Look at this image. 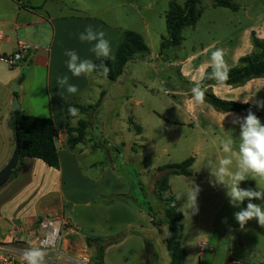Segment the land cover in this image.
<instances>
[{"label":"crops","instance_id":"obj_1","mask_svg":"<svg viewBox=\"0 0 264 264\" xmlns=\"http://www.w3.org/2000/svg\"><path fill=\"white\" fill-rule=\"evenodd\" d=\"M53 1L57 0H0V56L14 54L20 44L34 48L17 67L10 68L0 62V171L9 163L16 148V139L9 127L14 112L52 118L61 136V142L57 144L58 168L39 159L26 158L15 176L0 189V226L6 233L13 226L36 225L43 217H65L74 227L69 231L70 236L86 248V237L108 239L132 231L120 243L107 248L103 264H147L149 257L144 234L153 230L146 209L138 203L106 205L99 200L116 194H140L137 185L141 183L136 184L133 169L143 164L137 156L140 150L146 149L142 141L147 139L138 135L133 140H125L123 127L118 126L121 117L116 102L123 99L127 105L134 104L138 114L148 112L144 98L132 95L130 91L124 94L118 91V86L135 87L143 85V81L129 76V65L115 82L98 73L72 77L66 66L68 57L64 55L65 50H75L81 58L96 60L89 51L91 45L79 40V34L89 25L105 32L113 54L127 30L108 23L100 15L88 14L85 7L71 8L60 0L61 8L53 13L50 7ZM254 32L264 39V17L219 41L197 42L191 47L184 41L179 49L164 55L152 53L141 34L150 49L151 60L156 61L155 69L164 65L173 70L168 72L167 78L157 76L156 79L165 92L173 96L161 117L163 123L200 130L203 135L220 127L239 128L232 124L233 115L230 114L245 115L218 112L206 102L197 104L172 74L180 75L190 84L201 81L208 69L211 51L217 48L223 49L226 64L229 70L233 69L241 57L253 52L251 39ZM135 62L138 64L142 60ZM62 75H68L70 82L78 87L76 94L58 88L57 78ZM92 85L97 86V94H92ZM16 87H19L18 91H15ZM152 87H147V93ZM212 91L223 100L247 101V104L264 110L258 106L264 102V79L251 80L238 88L216 85ZM16 99L19 111L12 110ZM99 101L100 107L93 112L82 114L78 111L72 116L65 110L68 103L88 107ZM102 107H109L106 115L101 114ZM80 120L88 122L87 140L70 148L66 124L69 122L75 128ZM127 130L131 132V128ZM198 144L197 139L194 145ZM99 152L104 156H95Z\"/></svg>","mask_w":264,"mask_h":264},{"label":"rangeland","instance_id":"obj_2","mask_svg":"<svg viewBox=\"0 0 264 264\" xmlns=\"http://www.w3.org/2000/svg\"><path fill=\"white\" fill-rule=\"evenodd\" d=\"M60 1L71 8L85 7L88 14L100 15L110 24L142 34L154 54L160 52L162 38L167 35L166 14L169 10L170 0ZM175 1L182 7L186 2V0ZM233 2L239 7L237 11L214 8L212 0H202L199 6L202 15L197 26L185 28L183 31L185 45L191 47L197 42L204 44L219 41L264 17V0H233ZM60 5L59 0L51 2L50 7L53 13L59 11ZM64 7L62 6V8ZM139 60L142 62L128 64L129 76L137 77L143 81V85L118 86V91L123 94L130 91L132 95L144 98L148 112L138 114L137 107L134 104L127 105L123 99L116 102V107L120 110L121 119H119L118 126L123 127L125 140L127 141L129 138L133 140L138 135L140 138L147 139V141H142L146 149L140 150L137 156L143 164L139 168L133 169L137 176L136 184L141 183L140 186L137 185L139 190L142 188L140 195L145 196L152 203L155 216L159 221H163L164 209L154 193V182L161 175L157 169L193 158L191 177L173 176L169 179L170 192L175 197L177 194L186 192L193 182L201 188L198 196V213L191 215L186 206L182 208L186 198H181L177 205V208L185 215L182 246L187 255L184 264H228L230 260L231 264H264V227H260L253 219L245 225L244 229L238 227L232 235L227 236L225 229L234 219V212L239 209L230 205L226 189L223 186L213 187L209 182L211 176L208 162L210 160L218 161L226 155H231L235 162V154L223 153L220 146L221 142L229 137L238 141L239 128L220 127L203 135L200 130L194 131L187 127L162 123L161 117L168 109L167 102L173 96L166 93L161 82L156 79L157 76L167 78L168 72L172 73L173 70L164 65L156 70L153 65L156 64V61L151 60L150 53ZM172 75L181 85L177 79L179 75ZM148 86H153L149 93L146 90ZM92 88V94L98 91L96 85H92ZM108 108L102 107L101 114L106 115ZM137 117H140V120ZM259 118L264 122V115ZM128 127L131 128L129 133ZM197 139L199 144L196 146L194 142ZM95 156L103 157L104 154L99 152ZM257 184L259 188H264V179L250 176L240 186L255 189ZM255 203L264 206V201L255 200ZM152 230L153 232L145 231L144 234L148 241L150 264H169V256L164 242L165 235L153 228ZM163 231H167L166 226H163ZM67 233H70L69 229ZM67 239L72 245L73 252L85 250L93 257L95 251L91 252L82 243L75 242L70 235L67 236ZM202 242L206 243V251L201 255L198 246ZM152 249L158 253V260L151 255ZM92 264L94 263L92 262Z\"/></svg>","mask_w":264,"mask_h":264},{"label":"trees","instance_id":"obj_3","mask_svg":"<svg viewBox=\"0 0 264 264\" xmlns=\"http://www.w3.org/2000/svg\"><path fill=\"white\" fill-rule=\"evenodd\" d=\"M202 0H186L184 6H180L175 0L169 1V10L166 14L167 35L162 38L160 45V55H164L170 51L179 49L183 42V31L185 28H195L201 19L202 12L199 6ZM214 8H226L234 11L238 10V5L233 0H212ZM253 52L250 55L241 57L237 66L229 72V79L226 86L238 88L244 86L247 82L254 79H264V39H260L255 33H252ZM150 53V49L146 44L143 36L135 31L127 30L124 39L119 45L117 51L113 54L115 59L94 60L95 63H105L109 69L107 79L111 82L117 81L125 72L128 64L133 63L140 58L146 57ZM207 71H211L210 68ZM177 78V77H176ZM178 81L191 95L190 90L194 84L185 81L180 75ZM205 89V101L216 111L222 113L237 112L243 115L247 114L251 109L258 117L264 115L263 109H258L247 103H238L234 101H226L216 96L212 87L217 84L214 81L202 79ZM101 101L95 105L88 107L68 103L65 105L66 113L69 114V108L75 107L82 114L95 111L100 107ZM69 121V117H68ZM9 127L14 133L16 142L20 147V163L14 175L20 170L24 159H39L52 168L59 167V150L56 139L59 131L52 118H41L30 115H24L20 112H14L9 120ZM65 133L67 143L70 148H75L84 143L88 137V122L80 120L78 126L73 128L69 122L66 124ZM194 159L190 158L179 164H170L157 169L161 175L154 182V193L158 201L164 209V220L159 221L155 216L152 203L145 197L138 195L116 194L109 197H101L99 200L103 204L112 205L117 202L127 204H139L144 207L151 218V226L154 230L160 231L165 235L164 242L169 256V264H184L186 260V251L182 246V238L185 231L184 219L185 215L177 208L178 201L170 192L169 179L173 176H192V166ZM140 186V185H139ZM142 188H140L141 190ZM168 196L165 198L164 193ZM255 203V200L252 201ZM173 203L176 207H173ZM245 201L242 207H246ZM163 226L167 227V231H163ZM239 227L235 219L230 221L225 229L227 236L232 235ZM130 232L104 239L101 237H86L85 242L88 248L94 249L95 253L92 257L94 264H103L104 255L110 246L120 243ZM170 233V234H169ZM146 244L148 247V241ZM151 255L158 260V253L152 249ZM149 255L150 252L148 251ZM151 262L147 261V264Z\"/></svg>","mask_w":264,"mask_h":264},{"label":"clouds","instance_id":"obj_4","mask_svg":"<svg viewBox=\"0 0 264 264\" xmlns=\"http://www.w3.org/2000/svg\"><path fill=\"white\" fill-rule=\"evenodd\" d=\"M79 40L91 45L89 51L94 54L97 60L115 59L110 42L106 39L103 30L95 29L89 25L84 32L79 34ZM64 55L68 57L66 66L72 77H87L93 73L107 78L110 72L109 67L101 62L95 63L92 59L81 58L75 50H65ZM207 68L211 71L204 72L203 79L214 81L217 85H225L229 79V68L224 59L223 49L217 48L211 51L210 60ZM57 86L64 89L68 94H76L78 87L70 82L68 75H62L57 78ZM191 99L197 104H203L205 101V89L203 81L195 82L190 90ZM247 103V101H244ZM258 106L264 107V102ZM75 107L69 108L72 116L78 114ZM233 125L239 126L238 141L232 137L221 142L223 153H234L235 162L231 155H226L218 161H209L208 169L210 171V184L215 187L223 186L226 189V196L232 207L239 210L234 212V219L241 229L255 219L260 227H264V206L253 203V200L264 201V188H242V182L249 179L250 176L264 179V122L251 110L248 109L245 116L234 114ZM228 116L225 117V119ZM163 123V121H162ZM201 188L198 184L192 183L191 187L184 193L176 195V201L186 198L182 208L187 207L191 215L199 211L198 196ZM167 198L168 193H164ZM247 201L246 207H242ZM173 207L176 204L173 203ZM170 234V233H169ZM23 260L26 264H45V252L42 249H28L23 254Z\"/></svg>","mask_w":264,"mask_h":264},{"label":"built area","instance_id":"obj_5","mask_svg":"<svg viewBox=\"0 0 264 264\" xmlns=\"http://www.w3.org/2000/svg\"><path fill=\"white\" fill-rule=\"evenodd\" d=\"M31 46L20 44L12 55L0 56V62L10 68L17 67L31 53ZM61 142L58 135L56 144ZM74 227L70 220L61 216L41 218L36 225L24 224L11 227L4 233L0 226V264H26L23 254L28 249L39 248L45 252V264H92L87 251L73 252L67 230ZM200 254L206 251V243L198 246Z\"/></svg>","mask_w":264,"mask_h":264},{"label":"water","instance_id":"obj_6","mask_svg":"<svg viewBox=\"0 0 264 264\" xmlns=\"http://www.w3.org/2000/svg\"><path fill=\"white\" fill-rule=\"evenodd\" d=\"M19 87H16L15 91H18ZM18 99H16L13 103L12 110L13 111H19L20 106L18 103ZM20 147L19 143L16 142V148L14 151L13 156L11 157L9 163L0 171V189L3 188L8 182L11 180L12 176L14 175V172L19 166L20 163ZM231 260L228 262V264H231Z\"/></svg>","mask_w":264,"mask_h":264}]
</instances>
